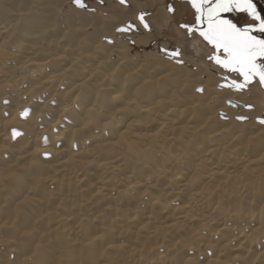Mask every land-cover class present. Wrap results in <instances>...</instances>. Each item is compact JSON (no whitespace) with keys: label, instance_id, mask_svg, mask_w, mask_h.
I'll return each mask as SVG.
<instances>
[{"label":"bare ground","instance_id":"6f19581e","mask_svg":"<svg viewBox=\"0 0 264 264\" xmlns=\"http://www.w3.org/2000/svg\"><path fill=\"white\" fill-rule=\"evenodd\" d=\"M84 2L0 0V264H264L258 82L167 0ZM170 31L182 64L135 52Z\"/></svg>","mask_w":264,"mask_h":264},{"label":"snow or ice","instance_id":"6c2138e0","mask_svg":"<svg viewBox=\"0 0 264 264\" xmlns=\"http://www.w3.org/2000/svg\"><path fill=\"white\" fill-rule=\"evenodd\" d=\"M119 2L126 4V0ZM73 3L80 9L86 7L84 0H73ZM186 3L193 10L194 20L191 24L181 23L179 27L186 36L198 37L207 46V59L224 74L225 83L220 87L241 92L256 82L264 87V8H258L255 0H186ZM168 12L174 13L175 9L169 5ZM146 15L141 12L136 19L144 29L151 31ZM232 16L244 17L243 24L234 22ZM136 30L132 21L116 29L119 33ZM108 42L112 43L111 40ZM167 55L177 63H183L180 48L167 52Z\"/></svg>","mask_w":264,"mask_h":264},{"label":"rangeland","instance_id":"374dc122","mask_svg":"<svg viewBox=\"0 0 264 264\" xmlns=\"http://www.w3.org/2000/svg\"><path fill=\"white\" fill-rule=\"evenodd\" d=\"M255 2L258 4V8H264V0H255ZM171 5L174 9H175V12L174 13H170V15L173 17L172 20V24L171 26L173 25H177L179 30L183 33L184 36H186L185 32L183 29H181L179 27V25L181 23H193V20H194V17H193V10L190 8V6L186 3V0H167V8L168 6ZM184 18V19H183ZM231 19H233L234 22H237L238 24L242 25L243 22H244V17L242 16H232L230 17ZM183 19V20H182ZM172 31H170V33H168V35L159 43H154L152 45V48L148 49V50H145L144 48H138L139 50H136L135 52L141 54V58L145 59L147 57L148 54L150 53H154V52H157L159 51V54L161 56H163V58L165 59H172L170 58L168 55H167V51L165 50H168L164 44H168L169 40H170V36H172L173 32L171 33ZM188 37V36H187ZM172 38V37H171ZM204 44V43H203ZM133 46V44H131ZM205 45V44H204ZM206 46V45H205ZM135 47V46H134ZM173 47V46H170V48ZM175 48L173 47L172 49H170V51L174 50ZM145 51V52H144ZM145 53V54H144ZM152 53V54H153ZM146 56V57H145ZM158 57V56H157ZM174 60V59H172ZM212 66H214L213 64H211ZM215 67V66H214ZM216 68V67H215ZM218 72L220 70H217ZM222 76V79H223V73L222 72H219ZM229 79H231V75H229ZM225 83V81H224ZM254 84V83H253ZM259 85V83H258ZM223 88H227V87H223ZM259 88L261 90L264 91V87H261L259 85ZM233 91V90H232ZM233 92H237V91H233ZM241 92V91H238V93ZM263 119H264V116H263Z\"/></svg>","mask_w":264,"mask_h":264},{"label":"water","instance_id":"95a60500","mask_svg":"<svg viewBox=\"0 0 264 264\" xmlns=\"http://www.w3.org/2000/svg\"><path fill=\"white\" fill-rule=\"evenodd\" d=\"M228 104H231V103H228ZM241 120H243V119H241ZM260 120H264V119H259L257 121L260 123ZM261 124H264V123H261Z\"/></svg>","mask_w":264,"mask_h":264}]
</instances>
